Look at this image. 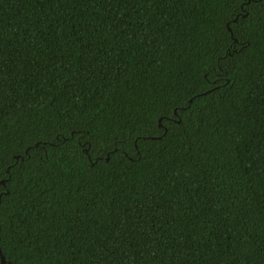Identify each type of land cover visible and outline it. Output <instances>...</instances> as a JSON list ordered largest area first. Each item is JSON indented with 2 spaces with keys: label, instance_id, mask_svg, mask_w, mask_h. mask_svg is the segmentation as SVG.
<instances>
[{
  "label": "trees",
  "instance_id": "1",
  "mask_svg": "<svg viewBox=\"0 0 264 264\" xmlns=\"http://www.w3.org/2000/svg\"><path fill=\"white\" fill-rule=\"evenodd\" d=\"M0 199L7 264H264V0H0Z\"/></svg>",
  "mask_w": 264,
  "mask_h": 264
},
{
  "label": "snow or ice",
  "instance_id": "2",
  "mask_svg": "<svg viewBox=\"0 0 264 264\" xmlns=\"http://www.w3.org/2000/svg\"><path fill=\"white\" fill-rule=\"evenodd\" d=\"M174 111V110H173ZM168 113H162V117H166ZM162 123V119L157 120V124ZM163 135V134H162ZM0 203H2V199H0ZM3 229L0 228V232H2ZM6 257L4 256L3 246L0 245V264H5Z\"/></svg>",
  "mask_w": 264,
  "mask_h": 264
},
{
  "label": "water",
  "instance_id": "3",
  "mask_svg": "<svg viewBox=\"0 0 264 264\" xmlns=\"http://www.w3.org/2000/svg\"><path fill=\"white\" fill-rule=\"evenodd\" d=\"M5 256V255H4ZM5 264H7V260H5Z\"/></svg>",
  "mask_w": 264,
  "mask_h": 264
}]
</instances>
